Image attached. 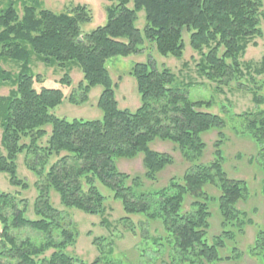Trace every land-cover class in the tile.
Instances as JSON below:
<instances>
[{
    "label": "trees",
    "instance_id": "1",
    "mask_svg": "<svg viewBox=\"0 0 264 264\" xmlns=\"http://www.w3.org/2000/svg\"><path fill=\"white\" fill-rule=\"evenodd\" d=\"M108 1L112 4L106 9L107 23L85 33L82 26L92 20L86 6L56 14L44 8L42 0H0V85L11 87L8 95L0 96V173L12 187L28 191L30 185L18 174V159L23 156L28 162L35 157L36 163H27V168L38 180L34 218L29 217L28 200H19L20 193L0 192V264H87L67 253L76 244L78 233L65 226L52 193L65 208L98 216L110 229L112 224L106 218L110 195L106 192L122 206L120 223L134 230L132 218L138 216L150 226L156 224L158 235L142 242L153 256L168 254L170 260H163L165 264H231L232 258L225 253L235 254L236 248L228 242L233 243L251 224L240 209L249 186L230 179L225 168L223 132L232 118L204 111L214 102L192 100L190 85L152 60L137 63L130 72L140 107L134 112L121 110L108 62L141 54L147 43L163 57L183 60L186 31L192 50L199 55L200 78L221 88L237 83L238 90L244 89L242 81L247 79L252 86L246 91L255 105L262 106L264 95L257 79L264 76V58L257 66L243 59L255 39L263 36L264 0ZM141 12L145 24L138 29ZM33 61L61 69L65 73L62 86L71 84L74 68L82 72L79 90L83 98L78 102L72 96L71 104L87 103L91 91L102 87L97 107L103 119L56 117L53 111L66 101L64 91L39 86L42 83L32 70ZM9 62L19 71L6 70L3 64ZM222 109L228 113L226 107ZM235 117L242 129L236 133L255 144L257 166L264 175V111ZM215 132L218 141L213 145V159L204 162L205 137ZM157 141L173 145L190 167L166 186L149 188L146 183L157 184L175 164L173 156L152 147ZM139 157L143 158V177L120 170L121 162ZM213 206L222 220V232L214 238L209 232ZM25 229L39 233L41 241L20 240L16 233ZM101 241L94 240V244L105 256L92 264H132L127 262V254H122L123 259L113 250L105 252ZM255 251L264 264L263 231L257 234ZM144 256L140 253L141 259Z\"/></svg>",
    "mask_w": 264,
    "mask_h": 264
},
{
    "label": "rangeland",
    "instance_id": "2",
    "mask_svg": "<svg viewBox=\"0 0 264 264\" xmlns=\"http://www.w3.org/2000/svg\"><path fill=\"white\" fill-rule=\"evenodd\" d=\"M43 7L56 14L66 13L71 7L78 5L86 6L92 15V20L82 26L85 33H90L102 27L107 23V7L110 6L108 0H42ZM4 5V1L2 2ZM264 4V3H263ZM132 7V4L131 6ZM20 16H22V8H19ZM145 24V13L139 14V20L136 23L138 29H143ZM260 28L263 36L255 39L249 46L243 62L258 65L264 58V8L261 16ZM183 40L186 48L184 51L183 60H178L172 56L163 57L155 51V47L149 43L146 44L144 51L141 54L132 55L127 58L117 57L108 62V69L111 77L118 88L116 90V100L121 110L136 111L140 105V96L137 91L136 81L130 76V72L137 63H146L149 60L154 61L158 66H166L170 68L178 77L179 81L184 84H189L188 88L190 98L194 101H212L214 102L211 108H203L204 111H209L215 115L232 118V121L227 122V128L223 132L225 136V168L232 180L245 181L249 186V195L244 203L240 205V209L248 214V220L251 224L245 226L243 234H239L236 240L228 242L230 247L236 248V253L227 252L226 257H231V264H263L258 255V251L252 252L256 242V237L259 232H264V175L258 168L256 160L257 147L247 136L237 134L242 132L240 122L235 116L246 112L264 111V105L257 106L253 102V97L246 91L247 86H252L247 79L243 80V90H238L237 83H232L231 87L221 88L218 84L207 81L199 77L197 73V63L199 55L195 53L190 46V34L186 31L183 34ZM187 63L188 66H184ZM6 70L18 72L19 67L12 62L7 65L3 64ZM32 70L35 75L40 77L42 85L47 88H62L66 101L53 111V114L68 121L83 120L95 121L102 120L103 113L97 107L99 97L103 91L102 87H96L89 94V101L85 104H71L69 99L74 96L78 102L83 98L82 92L79 90V85L83 80L82 72L74 68L70 72L71 84L62 86L60 81L65 76V73L58 67H47L41 62L33 61ZM258 86H262V94L264 95V76L257 79ZM220 87V89H219ZM11 87L0 85V96L8 95ZM226 107L224 112L222 109ZM233 126L237 128L233 129ZM50 128L48 131L50 132ZM237 132V133H236ZM45 140L44 142H46ZM208 149L204 158V162H210L213 159V145L218 141V133H211L205 137ZM155 150L161 153H168L175 159V164L169 167L160 177L157 184L146 183L149 188L164 187L173 179L183 177L185 172L190 167L181 154L174 148L173 145L157 141L152 146ZM1 151V147H0ZM35 157L26 158L21 156L18 159V174L21 179H25L30 185L28 191L16 189L11 186L8 177L0 173V192L19 194V200L26 199L29 202V217L34 218L33 204L37 198V190L35 183L37 177L27 168V163L31 165L36 163ZM120 170L123 173L143 177L145 173L143 158L139 157L132 161H123L120 163ZM105 190V191H104ZM103 191L106 192V189ZM212 195L217 192L210 189ZM110 195L107 201L108 211L106 218L112 224L110 229L102 225V219L98 216H90L74 209H67L60 204L59 197L52 193L51 200L54 206L62 212L64 224L66 227L73 229L78 233L77 242L74 246L67 249V253L87 264H92L96 259L103 258L99 248L94 244V240L100 239L103 250L108 252L113 250L114 255L127 254V262L132 264H165L169 262L168 254L165 256L152 255V251L142 242L144 238L156 237V224L148 225L147 221L135 216L132 218L134 230L127 227L119 220L124 217L122 206L119 202L112 199ZM191 202H188L190 205ZM213 218L211 219L210 236L212 238L219 236L222 232V220L218 213L217 206H213ZM20 240L31 239L36 243L41 241V235L31 229H25L17 232ZM49 252L48 254H50ZM140 253L145 254L141 259ZM152 253V254H151ZM123 259V255L121 256Z\"/></svg>",
    "mask_w": 264,
    "mask_h": 264
}]
</instances>
